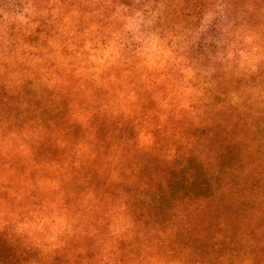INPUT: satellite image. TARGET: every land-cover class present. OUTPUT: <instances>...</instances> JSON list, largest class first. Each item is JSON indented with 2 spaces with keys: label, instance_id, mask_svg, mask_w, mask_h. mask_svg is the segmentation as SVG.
Returning a JSON list of instances; mask_svg holds the SVG:
<instances>
[{
  "label": "trees",
  "instance_id": "trees-1",
  "mask_svg": "<svg viewBox=\"0 0 264 264\" xmlns=\"http://www.w3.org/2000/svg\"><path fill=\"white\" fill-rule=\"evenodd\" d=\"M55 2L48 32L51 40L60 38L55 46L47 50L37 44L38 59L30 66L16 59L27 73L15 75L2 67L0 74V264H264L261 191L256 194L259 206L236 231H217L207 244L195 239L171 246L172 238L187 229L184 217L214 203L223 191L186 208L178 207L179 198L165 205L162 192L143 200L131 183L136 168L128 163L126 148L133 139L116 135V129L129 125L137 134L155 135L152 120L165 113H152L153 104L179 106L175 112L181 116L197 112L201 127L220 123L224 116L229 120L235 111L241 120L237 124L256 132L254 116L264 107L241 103L243 93L223 88L222 77L213 84L209 63L224 58L211 57L212 48L220 49L223 42L221 24L186 25L180 41L173 40L180 38L178 30L165 25L174 15L203 18L207 8H218V21L239 4L237 11L248 14L255 0H209L185 12L132 8L118 0ZM92 3L96 7L86 8ZM13 48L26 50L27 45L0 43L1 66ZM104 49L110 51L97 63L87 57ZM188 85L198 90L188 93ZM41 102V108L32 109ZM17 108L51 116L32 126ZM17 123L22 129H13ZM244 136L252 159L230 172L240 174L239 183L251 177L264 182V138ZM150 204L155 206L152 216L145 209Z\"/></svg>",
  "mask_w": 264,
  "mask_h": 264
},
{
  "label": "rangeland",
  "instance_id": "rangeland-1",
  "mask_svg": "<svg viewBox=\"0 0 264 264\" xmlns=\"http://www.w3.org/2000/svg\"><path fill=\"white\" fill-rule=\"evenodd\" d=\"M55 1L0 0V43L27 45L26 50L13 48L3 63L4 65L0 64V74L3 72L2 67L7 71L13 70L15 75L25 71L22 65L19 66L15 62L18 58L25 61V66L35 63L38 59L37 54L40 52L36 48L37 44H42L41 47L47 50L49 46H55L60 38H53V41L48 33L50 15L56 5ZM196 1L198 0H160L158 4H155L152 0H147L140 4L133 0H118L132 8L159 7L161 10L182 8L184 12L190 9L199 10L209 0H199L198 3ZM240 5L227 8L226 16L220 21L217 18L218 8H207L203 18L190 20V18L171 15L172 18L168 19L165 25L170 29L178 30L180 38L173 40L180 41L184 38L181 35L182 27L186 25L199 27L220 23L223 42L220 49L218 46L212 48L211 57L224 58L218 60L215 65H213L215 61L209 63L210 69H213L211 72L214 78L213 84L217 83L218 76L222 77L219 80L223 88L243 93L245 98L241 99V103L264 107V0H255L248 14L237 11ZM86 6L92 9L96 7L94 3ZM166 16L167 14L164 18ZM35 29H39V32L33 36L30 35L31 32H35ZM150 43L149 49H154V42ZM109 51V49H104L95 56L87 55V57L97 63L95 60L102 55H107ZM50 57L51 55L48 56L49 59ZM75 66L79 65L75 64ZM77 72L80 73L78 68ZM26 79L30 82L28 78ZM177 85L183 86V83L179 81ZM185 87L188 88V93L198 90L192 85ZM257 94L258 97L255 96ZM222 99H224L223 94L219 95V100ZM42 105L43 102L37 103L32 109L41 108ZM179 108L176 105L157 106L153 104L150 106L152 113L155 110L165 113L160 118L159 115L155 116L152 120L155 121L152 123L155 135H150L146 130L137 134L134 125L116 129L118 131L116 135H125L133 139V142L131 141L129 147L126 148L131 157L128 163L132 168H136V175L131 183H134L136 193L140 191L137 194L141 195L143 200L151 199V193L154 191L162 192L165 195V205L170 207L173 205L172 198H179L178 207L186 208L191 204L196 205L199 199L209 193L217 190L223 191L216 197L214 203H205L189 217H184V221L188 218V226L178 237L172 238L175 239L171 244L174 247L189 244V241L195 239L207 244L209 243L206 242L207 238L217 231L221 230L223 234L232 232L239 226L240 221L259 206L257 192L261 191L264 194V182L260 177H251L246 183H239L240 174L230 172L246 167L252 159V153L246 149L247 140L244 135L254 140L264 138V111L254 116V119L258 121V128L255 132L245 125L237 124V121L241 120L240 115L235 111H230L229 120L224 116L225 120L220 123L201 127L200 118L196 116L197 112L189 116H181L175 112ZM17 115L22 119H32V126L36 125L38 120L51 116L46 112L40 113L39 110L38 113L23 112L20 108H17ZM146 120H142L143 128L147 127ZM193 121L197 126H193ZM19 124L17 123L13 129H22ZM45 146L47 149V142ZM174 154L176 156H173ZM260 154L264 152L261 151ZM143 184H149L150 188L144 189L139 186ZM145 209L149 212L153 211L151 216L155 212V206L152 204ZM201 225L204 226L201 227ZM199 227L202 229V234L197 230ZM166 231L168 230L164 229L163 235ZM176 260L173 258V262Z\"/></svg>",
  "mask_w": 264,
  "mask_h": 264
}]
</instances>
